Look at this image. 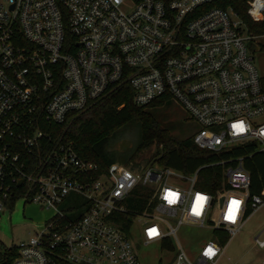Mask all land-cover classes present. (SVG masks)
Instances as JSON below:
<instances>
[{
  "label": "built area",
  "instance_id": "2783aa9c",
  "mask_svg": "<svg viewBox=\"0 0 264 264\" xmlns=\"http://www.w3.org/2000/svg\"><path fill=\"white\" fill-rule=\"evenodd\" d=\"M230 1L0 0V217L18 200L52 212L27 240L0 239L17 252L10 264H140L138 249L151 245L173 255L171 264H216L218 233L230 239L264 206V183L250 194L246 168L264 154V91L249 55L251 40L264 34L251 36ZM243 1L250 22L264 24V0ZM122 85L138 107L178 104L200 127L196 148L245 153L186 175L158 164L102 169L63 143L27 170L46 136L42 120L62 124ZM240 122L243 133L233 128ZM215 166L220 188H198L200 170ZM138 187L150 190L154 206L126 234L118 215ZM166 189L179 194L175 204L162 198ZM196 193L209 198L199 217L191 212ZM232 200L240 202L234 222L224 219ZM181 225L211 234L193 257L176 238ZM254 241L264 247V238ZM209 245L211 260L202 255Z\"/></svg>",
  "mask_w": 264,
  "mask_h": 264
},
{
  "label": "trees",
  "instance_id": "16d2710c",
  "mask_svg": "<svg viewBox=\"0 0 264 264\" xmlns=\"http://www.w3.org/2000/svg\"><path fill=\"white\" fill-rule=\"evenodd\" d=\"M229 3L245 22L246 30L251 36L264 34V24L251 23L246 16L243 0H231ZM260 85L264 91V75L260 78ZM167 102L169 101L156 100L146 107H138L133 102L130 88L122 85L90 103L83 111L71 113L62 124H49L42 120L40 129L46 136L41 139L39 149L29 156L30 169L27 170L36 171L42 160L63 143H70L80 158L98 163L102 169L116 161L126 165H140L142 160H146L148 165L158 164L186 175L200 166L245 153V149L234 148L214 154L196 148L191 138H175L161 125L156 114V109ZM130 125L138 128V144L131 154L121 155L120 160H117L115 153L109 152L107 147L119 129ZM249 150L250 147H247V151ZM246 168L250 174L249 193L259 194L264 183V154L253 155L248 165L246 162ZM220 170L221 166L200 170L197 187L214 193L220 188ZM125 202L127 212L118 215L117 224L128 234L134 218L151 212L154 201L150 200V190L138 187ZM247 216L248 213L244 219ZM218 234L217 243L224 247L227 235ZM16 254L15 248L0 247V264H10Z\"/></svg>",
  "mask_w": 264,
  "mask_h": 264
},
{
  "label": "rangeland",
  "instance_id": "374dc122",
  "mask_svg": "<svg viewBox=\"0 0 264 264\" xmlns=\"http://www.w3.org/2000/svg\"><path fill=\"white\" fill-rule=\"evenodd\" d=\"M251 42L255 43L258 49L249 51V55L261 77L264 75V47H261L264 46V37L252 39ZM156 114L161 125L179 140L192 138L200 129L199 125L190 120L181 107L173 101L158 107ZM138 140V128L135 125L123 127L117 131L107 149L115 153L117 160H120L121 155L131 154ZM116 163L120 162L116 161ZM140 165L148 164L146 160H142ZM51 213L36 205H24L22 200H18L10 213L0 217L1 241L6 246H10L27 240L34 234L35 227L42 225ZM137 229L138 227L135 231ZM176 238L183 250L193 257L196 249L211 239V234L206 229L181 225ZM255 238L259 240L264 238V206L247 216L241 229L233 237L229 239L227 236V242L216 264H264V247L258 248ZM138 250L140 264H171L173 262V255L160 252L153 245Z\"/></svg>",
  "mask_w": 264,
  "mask_h": 264
},
{
  "label": "clouds",
  "instance_id": "9594fccd",
  "mask_svg": "<svg viewBox=\"0 0 264 264\" xmlns=\"http://www.w3.org/2000/svg\"><path fill=\"white\" fill-rule=\"evenodd\" d=\"M254 17H257V13L253 12L251 13ZM237 124H243V122H240V123H236L234 125H237ZM244 126V124H243ZM237 133H243L246 131V128L244 126L243 130H239V129H236L235 130ZM261 136H264V131H262L261 133ZM166 192V195H164L162 198L164 199V201L168 204V205H173L177 202L178 200V197H179V194L178 193H174L173 191H170V190H165ZM174 194V195H173ZM209 198L204 195V194H201V193H196L195 194V203L194 205L192 206L191 208V212L192 214L194 213H198V214H194L195 216L199 217L201 216L202 214V210L205 206V203L206 201L208 200ZM226 216L224 217L225 220L227 221H232L233 219V216L236 217V214H237V205L236 204H231L230 206L228 205L227 206V209H226ZM152 229H155L156 232L158 231V229L156 227H153ZM151 229V230H152ZM149 235V233H148ZM209 249H211L212 251H209ZM202 255L207 258L208 260H211L214 256V249L211 245H209L206 250L202 253Z\"/></svg>",
  "mask_w": 264,
  "mask_h": 264
},
{
  "label": "snow or ice",
  "instance_id": "6c2138e0",
  "mask_svg": "<svg viewBox=\"0 0 264 264\" xmlns=\"http://www.w3.org/2000/svg\"><path fill=\"white\" fill-rule=\"evenodd\" d=\"M233 128L236 130V129H239V130H243L244 126L243 124H237V125H233ZM174 195V194H173ZM231 204H236L237 205V210H238V207H239V204L240 202L239 201H236V200H232L229 204V206ZM194 214H198V213H194ZM235 216H233V219L232 221L234 222L235 221ZM157 234L156 230L155 229H152L149 231V236L152 237V236H155ZM209 251H212L211 249H209Z\"/></svg>",
  "mask_w": 264,
  "mask_h": 264
},
{
  "label": "water",
  "instance_id": "95a60500",
  "mask_svg": "<svg viewBox=\"0 0 264 264\" xmlns=\"http://www.w3.org/2000/svg\"><path fill=\"white\" fill-rule=\"evenodd\" d=\"M258 49V47H257V45L256 44H254V43H251L250 44V51H256ZM21 183V181H19V184Z\"/></svg>",
  "mask_w": 264,
  "mask_h": 264
}]
</instances>
